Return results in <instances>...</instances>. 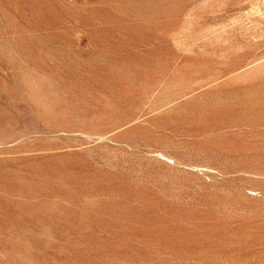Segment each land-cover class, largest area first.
I'll return each mask as SVG.
<instances>
[{"label":"rangeland","instance_id":"rangeland-1","mask_svg":"<svg viewBox=\"0 0 264 264\" xmlns=\"http://www.w3.org/2000/svg\"><path fill=\"white\" fill-rule=\"evenodd\" d=\"M0 264H264V0H0Z\"/></svg>","mask_w":264,"mask_h":264}]
</instances>
